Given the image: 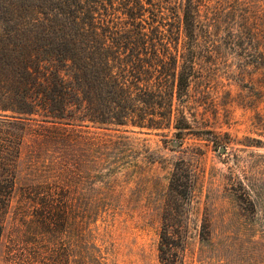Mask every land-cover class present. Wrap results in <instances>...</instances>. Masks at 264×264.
Listing matches in <instances>:
<instances>
[{"label": "trees", "instance_id": "16d2710c", "mask_svg": "<svg viewBox=\"0 0 264 264\" xmlns=\"http://www.w3.org/2000/svg\"><path fill=\"white\" fill-rule=\"evenodd\" d=\"M208 1L0 0V244L8 230L14 264H110L96 224L113 208L112 154L121 144L108 132L168 136L174 129L182 138L190 124L183 98L218 45L215 20L201 17ZM240 5L231 7L240 19L230 44L242 51L241 69L252 66L262 78L264 41L253 42L251 16ZM263 86L260 79L256 87ZM26 135L37 151L17 184ZM82 145L95 152V173L87 177L101 186L92 198L82 190ZM189 173L188 161H176L170 191L179 193ZM240 188L252 213L248 230L264 238L263 190L254 199ZM171 222L163 219L159 233L160 264H178L183 249L185 237L170 231Z\"/></svg>", "mask_w": 264, "mask_h": 264}, {"label": "rangeland", "instance_id": "374dc122", "mask_svg": "<svg viewBox=\"0 0 264 264\" xmlns=\"http://www.w3.org/2000/svg\"><path fill=\"white\" fill-rule=\"evenodd\" d=\"M238 3L251 16L257 39L253 42L264 41V0H209L202 7L201 17L215 20L212 31L218 45L216 53L203 62V78L188 87L183 98L190 124L182 138L171 134L174 129L168 136L137 129L108 132L121 144L112 154L117 158L116 173L107 191L113 208L96 224L110 264H160L159 233L165 218L172 221L170 231L185 237L178 264H264V238L248 230L252 213L239 198L242 186L252 190L254 199L258 197L253 192L263 190L264 194V168L260 167L264 144L258 147L252 142L254 138L264 141V129L257 124V115L264 118V86L256 87L264 77L252 66L241 69L242 51L230 44L228 34L236 30L240 19L231 7ZM34 151L33 138L26 135L17 184L27 178ZM94 156L92 149L81 146L82 190L87 198L101 186L92 187L87 177L95 173ZM181 159L190 163V173L188 179H181L176 194L169 185L174 164ZM98 191L106 193L102 188ZM77 232L75 221L72 247L78 245ZM9 246L5 230L0 264H14Z\"/></svg>", "mask_w": 264, "mask_h": 264}, {"label": "water", "instance_id": "95a60500", "mask_svg": "<svg viewBox=\"0 0 264 264\" xmlns=\"http://www.w3.org/2000/svg\"><path fill=\"white\" fill-rule=\"evenodd\" d=\"M224 150H225L224 146L220 147V151H224Z\"/></svg>", "mask_w": 264, "mask_h": 264}]
</instances>
